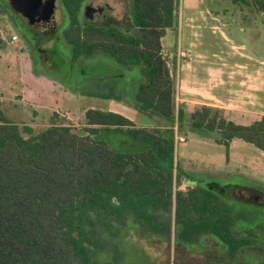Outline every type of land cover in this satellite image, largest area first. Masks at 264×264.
<instances>
[{"label":"trees","instance_id":"obj_1","mask_svg":"<svg viewBox=\"0 0 264 264\" xmlns=\"http://www.w3.org/2000/svg\"><path fill=\"white\" fill-rule=\"evenodd\" d=\"M231 1L264 13V0ZM61 2L70 21L63 34L73 57L102 51L122 67H137L144 81L134 107L155 127H139L125 115L91 109L82 131L55 113L48 127L34 133L28 123L10 120L0 98V264H120L115 262L119 254L97 259L109 252L102 225L129 217L164 231L156 212L172 207L181 230L178 245L209 236L228 260L240 257L254 241L236 230L241 214L224 199L229 189L212 181H199L187 191L175 189L182 174L175 168V129L181 125L202 136L218 132L219 144L230 147L239 139L264 152V115L242 125L223 108L203 104L186 121L162 45L178 21L177 0H129L130 32L82 24L83 0ZM116 136L117 144L112 142Z\"/></svg>","mask_w":264,"mask_h":264},{"label":"rangeland","instance_id":"obj_2","mask_svg":"<svg viewBox=\"0 0 264 264\" xmlns=\"http://www.w3.org/2000/svg\"><path fill=\"white\" fill-rule=\"evenodd\" d=\"M177 3L178 21L167 30L162 42L176 80L180 73H198L203 78L213 71L219 75L261 76L264 85V13L244 10L231 0ZM5 4L17 10L10 0H0V98L10 120L28 123L37 133L48 127L58 113L59 120L82 131L87 127V110L110 109V99L101 94L133 101V93L144 79L138 68L122 67L102 51L92 57L74 58L63 34L70 23L69 16L59 2L55 8L56 27L26 24L27 35L12 27ZM105 14L112 17L106 23L114 22L124 31H133L129 0H83L82 24L101 21ZM15 34L20 36L17 45L10 42ZM179 49L185 54L181 55ZM226 81L232 86L213 88L216 96L264 114V88L255 92L249 87L256 82L241 87L239 78ZM259 97V102L250 104ZM184 111L188 121L190 110ZM175 132L177 138H184L176 139L175 168L182 174L175 189L187 191L211 181L229 189L224 199L241 214L236 218V230L253 238V245L230 260L209 236L178 245L181 230L172 207L156 212L164 231H154L129 217L124 222L110 220L103 224L101 231L109 252L97 259L112 260L119 254L115 262L120 264H211L210 260L213 264H264V152L239 139L233 140L230 147L219 144L215 140L218 132L202 136L181 125ZM119 141L118 136L112 139L116 144Z\"/></svg>","mask_w":264,"mask_h":264},{"label":"crops","instance_id":"obj_3","mask_svg":"<svg viewBox=\"0 0 264 264\" xmlns=\"http://www.w3.org/2000/svg\"><path fill=\"white\" fill-rule=\"evenodd\" d=\"M19 35V34H18ZM18 40H16L13 45H17ZM163 45V44H162ZM164 49V46H163ZM183 49H179L181 55L185 54V52H181ZM185 51V50H183ZM189 59V58H188ZM185 59V60H188ZM115 60V59H114ZM116 61V60H115ZM180 61V59H179ZM116 63V62H115ZM179 63V62H178ZM189 63H187L188 65ZM135 69V68H134ZM131 68V70H134ZM139 70V69H138ZM142 74L141 71H139ZM212 73V74H210ZM143 77V75H141ZM261 76H241V75H219L215 72H209V74H204V77L201 78L198 73H180L176 82V99L178 107H182L187 110H192L196 106H200L203 104L215 105L220 108H223L226 112V115L233 119L234 121L242 124V125H250L256 120H258L264 114L257 113L251 109L237 107L228 102H224L219 96L214 94L213 88H221L228 89L232 86V83L227 82L226 79L232 80L239 78L241 87L246 86L247 82H256L255 85H251L250 90H254L255 92L261 91L264 88V85L261 84L262 79L259 78ZM144 79H142V82ZM140 82V84L142 83ZM139 86V85H138ZM136 94V93H135ZM135 94L133 93L132 100L135 102ZM101 97H108L111 101V106H109V110L111 112L119 113L130 118L135 124L139 127H155L153 120L146 116L143 113H138L132 107L135 106L134 102H127L122 99L110 98L111 96L101 94ZM114 100H117L114 101ZM261 98H255L253 101H250L252 104L256 101H260ZM132 106V107H131ZM237 114V115H234ZM61 116H66L65 113H61ZM69 119V118H68Z\"/></svg>","mask_w":264,"mask_h":264},{"label":"water","instance_id":"obj_4","mask_svg":"<svg viewBox=\"0 0 264 264\" xmlns=\"http://www.w3.org/2000/svg\"><path fill=\"white\" fill-rule=\"evenodd\" d=\"M14 8L21 12L30 25L54 29L55 0H10Z\"/></svg>","mask_w":264,"mask_h":264},{"label":"flooded vegetation","instance_id":"obj_5","mask_svg":"<svg viewBox=\"0 0 264 264\" xmlns=\"http://www.w3.org/2000/svg\"><path fill=\"white\" fill-rule=\"evenodd\" d=\"M56 2H59L60 4H61V6H62V2H61V0H55V6H56ZM5 7H6V9L8 10L7 11V14L10 16V19H9V21H10V23H11V25H12V27H18V28H20V29H22L24 32H25V34L27 35V32H26V24H29V21H28V19L26 18V16H24L21 12H19V11H16V12H14L13 10H11V9H9L8 7H7V5L5 4L4 5ZM64 8V7H63ZM16 10V9H15ZM81 13H82V10H81ZM109 19H112V17H108L106 14L104 15V18L101 20V21H91V20H89V22L90 23H95V24H102V25H112V26H116L115 25V23L113 22H111V23H106L105 22V20H109ZM256 200V199H255Z\"/></svg>","mask_w":264,"mask_h":264},{"label":"built area","instance_id":"obj_6","mask_svg":"<svg viewBox=\"0 0 264 264\" xmlns=\"http://www.w3.org/2000/svg\"><path fill=\"white\" fill-rule=\"evenodd\" d=\"M18 38H19V35H18V34H15V35L12 36V38H10V42H11V43H14L16 40H18ZM176 139H177V140H181V141L184 140L183 137H179V138L176 137Z\"/></svg>","mask_w":264,"mask_h":264}]
</instances>
